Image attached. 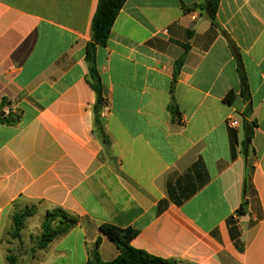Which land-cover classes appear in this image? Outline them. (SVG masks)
Listing matches in <instances>:
<instances>
[{
    "label": "crops",
    "instance_id": "0c3cea01",
    "mask_svg": "<svg viewBox=\"0 0 264 264\" xmlns=\"http://www.w3.org/2000/svg\"><path fill=\"white\" fill-rule=\"evenodd\" d=\"M208 1L126 0L96 50L103 141L98 0H0V264H86L97 240L110 262L102 225L178 264H264V0H218L214 22ZM56 209L77 221L41 247Z\"/></svg>",
    "mask_w": 264,
    "mask_h": 264
},
{
    "label": "trees",
    "instance_id": "16d2710c",
    "mask_svg": "<svg viewBox=\"0 0 264 264\" xmlns=\"http://www.w3.org/2000/svg\"><path fill=\"white\" fill-rule=\"evenodd\" d=\"M126 0H98L97 7L91 22L90 41L85 46V62L88 67L87 83L95 95V103L93 105V131L105 141L103 133V119L101 112L104 106L103 99V85L96 66V50L98 47L106 45L111 27L117 17L119 11L122 9ZM218 7V0H209L205 4V9L212 22L215 20V14ZM177 65H180L177 64ZM246 88L244 82L242 83V95L244 97ZM233 95L229 94L226 97L227 102H232ZM249 110L245 115H248ZM1 124H13L15 120L1 117ZM250 143V138L247 137L243 144V150L246 152L247 146ZM243 207L238 211L241 214ZM30 214V211L17 213L13 216V225L15 230H19L22 221ZM76 219L62 210L56 209L48 212L41 225L42 236L40 239V246L44 247L55 238L62 236L69 232L76 223ZM100 231L112 241L117 249L119 255L110 262H102L99 257L100 240H97L91 251L90 258L86 264H178L173 260H165L158 257L151 256L143 251L135 250L131 247V241L135 238L136 232L126 229H119L110 225H102Z\"/></svg>",
    "mask_w": 264,
    "mask_h": 264
},
{
    "label": "built area",
    "instance_id": "2783aa9c",
    "mask_svg": "<svg viewBox=\"0 0 264 264\" xmlns=\"http://www.w3.org/2000/svg\"><path fill=\"white\" fill-rule=\"evenodd\" d=\"M102 111H107V107L105 105L103 106ZM229 122H230V125L232 127H238V125H239V122L237 120H235V119H230Z\"/></svg>",
    "mask_w": 264,
    "mask_h": 264
}]
</instances>
